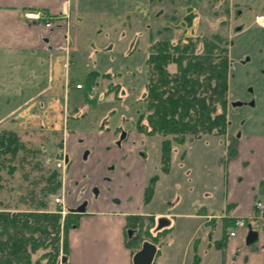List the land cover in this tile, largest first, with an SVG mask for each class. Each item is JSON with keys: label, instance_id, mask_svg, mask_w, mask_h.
Returning a JSON list of instances; mask_svg holds the SVG:
<instances>
[{"label": "rangeland", "instance_id": "rangeland-1", "mask_svg": "<svg viewBox=\"0 0 264 264\" xmlns=\"http://www.w3.org/2000/svg\"><path fill=\"white\" fill-rule=\"evenodd\" d=\"M213 1L105 0L107 5H112L114 11L111 15L112 19L108 15L106 30L103 31V28L88 29L83 26L84 29L90 30L92 39L95 38L93 46L98 51L96 55H93L94 59H90L89 51L85 46L87 43L83 42V44L81 41L78 43L79 48L83 50L78 53L74 67L78 80L85 83L88 72L92 70H99V73L108 72L109 75L95 79L97 87L92 91L95 99L89 100L80 96L77 100L79 105L77 118H68L67 123L62 127L68 133L73 134V144L68 143L66 150L68 155L72 151L77 154L76 162L80 161L79 165L66 167L63 165L62 157L50 158L56 151V142L63 139L62 132H48L47 135L51 137L44 133L40 134L38 129L32 130L30 127H27L28 131L24 132L33 135L24 141L43 146L41 160L44 158L46 164L53 162L60 169L59 177L61 180L64 179L66 184L65 198L69 205L76 203L75 193L78 188L85 185L84 197H89L91 202L98 204L100 208L103 206V201H111L112 197H116L118 201L120 200V203H116L119 205V208L115 207L116 211L170 212L171 215L183 211L193 214L196 208L200 209L204 206L208 212L213 211L215 215H222L224 169L226 163L234 157L232 150L234 136L237 133L240 135L264 133V74L258 72L259 69H264V65L257 69L253 65L241 67L238 63L239 56L245 53L257 55L258 51L264 52V50L263 48L258 50L254 43L249 42L256 33L255 31L249 30L235 37L236 31L233 28L235 24L242 23L248 28L253 24L250 12L245 13L239 21L234 20L232 14L227 16L224 12V9H227L225 6L228 5L230 9L233 2L227 0V4L223 2L221 5L219 4L221 0H218L213 6ZM89 2L101 5L104 0H89ZM184 17H189V25L187 19H183ZM225 17L227 21L223 23ZM101 19H94L95 23L102 24ZM216 34L221 37V42L226 40L223 47H226L227 53L231 50V54H228V58H231V73L225 105L226 117L230 124L226 133L208 134L192 140L186 139L180 144L170 135H149L139 132L136 126L138 118L140 114L145 115L148 112L146 103L140 100V96L146 91V61L149 44L157 39L175 37L174 41L177 37L192 35L201 40ZM230 41H233L231 49H229ZM106 43L107 46L112 45L113 50L110 51L111 53H100ZM105 49L103 51H106ZM73 66L72 64L71 67ZM246 99L253 101V105H229L230 101ZM20 127L24 128L26 125L22 123ZM122 133L126 136L122 137L121 142L117 144ZM45 137L46 139L49 137V140L43 141ZM165 139L171 140L169 169L166 172L161 171L163 168L161 146ZM85 142L87 145L92 142L89 150L93 152L91 155L93 164L91 165L90 161L88 168L93 172L81 168L84 163L82 158L86 150ZM102 159L103 167H99ZM110 165L113 167L110 168ZM1 173L4 175L3 171H0ZM155 174L158 175V179L155 184L152 183L153 197L145 203L142 200L143 187ZM243 176L245 177L246 174ZM244 177L240 179V182H243ZM18 178L21 179L20 176ZM6 179L7 183L0 188V208H6L9 211L26 210L28 207L21 205L26 194L23 181L12 177ZM93 189H99L98 199L92 200L95 192ZM61 192L62 190H59L51 201H54V198ZM261 192L264 195L263 184ZM263 195L260 193L258 196ZM177 198L179 201L172 208L171 204ZM56 206L58 205L55 203L48 204V210H55ZM89 207H92L91 204ZM171 220L174 222L171 225V235L167 242L169 245L176 243L181 247L182 241L187 236L184 233L186 231H181L179 227L173 229V226L176 224L181 227L180 223L183 221L175 216L171 217ZM191 227L192 225L189 224L188 235ZM205 230L202 225L195 232V239L199 241L197 256L203 264H215L219 253L214 250L213 246L223 232L220 227L211 229L209 235ZM141 232L140 239L151 238L142 229ZM209 236L210 240L206 242ZM138 246L135 244L133 247ZM153 262L154 264H181V254L163 250ZM188 264H191L190 261Z\"/></svg>", "mask_w": 264, "mask_h": 264}, {"label": "crops", "instance_id": "crops-1", "mask_svg": "<svg viewBox=\"0 0 264 264\" xmlns=\"http://www.w3.org/2000/svg\"><path fill=\"white\" fill-rule=\"evenodd\" d=\"M85 3L88 4L84 5ZM33 10H41L59 18L54 19L52 26L47 28L42 19L25 16L27 11ZM113 13L112 5H107L105 0L101 5L89 0H0V129L14 130L22 140L33 136L24 133L28 131L27 127L38 129L40 134L45 135L51 131L62 132L63 139L59 141L62 142V151L68 156L65 166L79 165L80 161L76 162L77 154L72 151L68 155L66 150L68 143L73 144V134L62 127L68 118H77V100L80 96L88 99V93H93L97 84L93 83L88 87L86 82H82V89L75 88L76 83H81L74 68L78 53L83 52L78 43L86 42L88 57L94 59L93 55L98 51L93 46L95 38L92 39L90 30L83 26L88 29L103 28L104 31L108 27V15L112 19ZM96 18H102L104 24L95 23ZM106 46L107 43L104 47L106 51L103 49L100 53H111L112 45ZM94 99L95 97L92 100ZM22 123L26 127H20ZM49 137H45L43 141H48ZM234 139V157L226 163L224 169L222 215L208 212L204 206L196 208L193 214L179 211L171 215L170 212L116 211L115 207L119 208L116 203L107 206V203H103L102 208L96 204L98 207L79 214L76 225L68 230V251L64 264H133L134 254L142 248L144 242L155 245L150 264H154V258L163 250L181 254V264H188L189 261L191 264H203L197 256L199 241L195 239V232L202 225L208 235L211 229H222V235L213 246L219 253L215 264H264V213L253 218L255 200L264 198L261 192L262 184L264 185V133L239 135ZM86 143L81 168L92 171L88 168L90 161L93 164V152L89 150L92 142L88 145ZM52 157L55 158L54 154L50 158ZM102 161L103 159L99 162V167H103ZM243 177V182H240ZM157 179V174L151 176L148 184H155ZM148 184L143 187L142 200L145 203L154 194L152 190L151 194L146 195ZM80 190L75 193L76 203L83 194L82 189ZM260 193L263 196H258ZM178 201L179 198L171 204L172 208ZM74 205H69L66 201V206ZM174 216L182 219L180 224L183 229L176 224L173 229L179 227L187 234L181 247L167 242L174 222L171 217ZM161 217L168 220V224L158 228V219ZM234 217L250 218L247 224L249 227L237 229L236 235L230 237L228 228ZM189 224L194 229L191 227L188 235ZM135 228L142 229L151 237L139 239L137 248L126 245L127 237H130L127 231L132 233ZM249 228L257 231V238L246 244L245 237ZM210 236L206 242L210 240ZM209 248L210 246L207 250Z\"/></svg>", "mask_w": 264, "mask_h": 264}, {"label": "trees", "instance_id": "trees-1", "mask_svg": "<svg viewBox=\"0 0 264 264\" xmlns=\"http://www.w3.org/2000/svg\"><path fill=\"white\" fill-rule=\"evenodd\" d=\"M186 19L189 25V17ZM174 38L157 39L148 46L146 91L140 96L148 112L140 114L138 131L170 135L180 144L186 139L226 132L229 67L221 37L216 34L199 40L189 35L173 41ZM107 75L90 71L86 85ZM57 142L55 158L62 157L61 142ZM170 145V139L162 141L164 171L169 169ZM42 150L43 146L22 140L14 130L0 129V171L4 173L0 174V188L7 183L6 178L22 180L26 194L21 205L28 207L16 211L0 208V264L65 263L68 230L76 225L78 215L66 212L61 217L59 205L48 210V204L55 203L51 198L60 190L61 178L55 163L41 160ZM152 190L151 183L146 195ZM135 244L139 241L133 237L126 240L129 247Z\"/></svg>", "mask_w": 264, "mask_h": 264}, {"label": "flooded vegetation", "instance_id": "flooded-vegetation-1", "mask_svg": "<svg viewBox=\"0 0 264 264\" xmlns=\"http://www.w3.org/2000/svg\"><path fill=\"white\" fill-rule=\"evenodd\" d=\"M231 2H233L232 7H230V9L228 8V5H226L225 7H227V9H224L226 15H230L232 14V18L234 20H240L243 15L247 12H250V14L252 15V25L250 26V28H248V26H244V24L242 23H237L233 26L234 30L236 31L235 33V37H238L241 34H244L245 32L252 30L255 31L256 33L252 36L251 40L249 42L254 43L257 47L258 50L260 48H263L264 50V0H230ZM221 2H227V0H221ZM227 4V3H226ZM229 12V13H228ZM227 21V17L224 18L223 23H226ZM237 21V22H238ZM223 44H226V40L223 41ZM233 45V41H230L229 44V49H231V46ZM259 54L257 55H249V54H242L241 56H239V65L241 67H243L244 65H253V67H255V69H257L258 67H261L262 65H264V52L262 51H258ZM228 54H231V50L228 52ZM230 62H231V58H228V79H227V83L230 79ZM258 71V70H257ZM261 74H264V69H259V71ZM226 97H228V84H227V93H226ZM144 96V94H143ZM229 105L234 106V105H253V101L250 102L249 99L246 100H239V101H230ZM230 121L227 119V127L229 126ZM226 127V130H227ZM226 133V132H225ZM240 134L237 133L236 137L239 136ZM126 136V134L122 133L121 137H119V139L117 140V144L119 142H121V140ZM123 137V138H122ZM235 137V136H234ZM62 141V140H61ZM61 147H62V142H61ZM62 151V148H61ZM87 155V154H86ZM68 159V156H66V154L64 153V151H62V161H63V165L65 166L67 163L65 160ZM57 160V159H55ZM59 160V159H58ZM111 166V165H110ZM109 166V167H110ZM113 166H111L110 168H112ZM65 183H64V179L61 180V186H60V190H62V195L64 197V205H65V210L66 212H70L76 215L79 214H84L86 213L90 207L89 204H91V208H95L94 206L96 205H92L94 204V202H91V199L89 197H84L85 192H86V187L85 185H82L80 188H78L77 192H80L82 189V196L81 199L79 200L78 203H76L73 207H69L66 206V198H65ZM95 192L92 195V200L94 199H98V195H99V189H93ZM83 202H85L84 204V208L85 211L83 213H79V212H73L71 211V209L76 208L77 206L81 205ZM90 202V203H89ZM103 203H107V205H110L112 203H120V200L118 201L116 197H112L111 201H103ZM138 215V214H135ZM136 230H134L131 234L130 237L127 239L129 240L131 237H133V239L135 241H139V239L141 238L142 232L141 229L135 228ZM132 231V228L130 229ZM128 234V231H127ZM126 234V236H128Z\"/></svg>", "mask_w": 264, "mask_h": 264}, {"label": "water", "instance_id": "water-1", "mask_svg": "<svg viewBox=\"0 0 264 264\" xmlns=\"http://www.w3.org/2000/svg\"><path fill=\"white\" fill-rule=\"evenodd\" d=\"M84 204L85 202H83L81 205L77 206L76 208L71 209V211L83 213L85 211ZM166 224H168V220L161 217L158 219L157 227L160 228ZM128 234H130V231H128ZM256 238H257V231L249 228L248 233L245 237L246 244L252 243L253 241L256 240ZM154 252H155V245L148 242H144L142 244V248L134 254L133 264H150ZM64 259L65 258H63V260Z\"/></svg>", "mask_w": 264, "mask_h": 264}, {"label": "built area", "instance_id": "built-area-1", "mask_svg": "<svg viewBox=\"0 0 264 264\" xmlns=\"http://www.w3.org/2000/svg\"><path fill=\"white\" fill-rule=\"evenodd\" d=\"M25 16L32 19H40L42 18L41 12H35V11H28L25 13ZM51 25L50 20L45 21V26L49 27ZM77 89H81L83 87L82 83H77L75 85ZM55 202L60 204L62 203V197H56ZM264 213V199H258L254 202V217H259ZM247 225V219L243 217H234L231 220V223L229 225V231L228 235L230 237L235 236L237 233V229L246 227Z\"/></svg>", "mask_w": 264, "mask_h": 264}]
</instances>
